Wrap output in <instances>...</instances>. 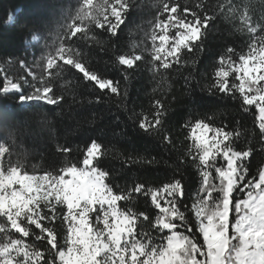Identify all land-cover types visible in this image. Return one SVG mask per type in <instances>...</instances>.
<instances>
[{
	"label": "snow or ice",
	"instance_id": "snow-or-ice-1",
	"mask_svg": "<svg viewBox=\"0 0 264 264\" xmlns=\"http://www.w3.org/2000/svg\"><path fill=\"white\" fill-rule=\"evenodd\" d=\"M143 11L142 0H53L39 29H29L30 42L44 41L39 57L20 59L25 71L15 77L0 66V264H264V0L258 7L255 0H155L147 28L137 26V43L128 25ZM218 17L238 19L233 30L243 39L198 68ZM141 64L167 91L175 73L184 95L196 88L223 94L255 127L217 125L215 114L190 109L182 126L185 163L159 185L117 183L119 170L104 165L105 144H60L43 110L63 109L69 96L78 102L80 84L126 98L128 88L106 73L127 84ZM151 107L139 114V129L175 146L165 127L168 107L160 99ZM33 119L56 141L51 157L42 142L35 150L39 165L28 163L23 143Z\"/></svg>",
	"mask_w": 264,
	"mask_h": 264
},
{
	"label": "trees",
	"instance_id": "trees-1",
	"mask_svg": "<svg viewBox=\"0 0 264 264\" xmlns=\"http://www.w3.org/2000/svg\"><path fill=\"white\" fill-rule=\"evenodd\" d=\"M154 2L155 0H142L144 11L140 14L134 13V19L130 17L132 23L128 25V28L132 29V39L137 43L143 36V32L138 31L137 26L139 25L142 29L147 28L146 22L151 19L148 10ZM183 2L190 3L191 0H183ZM52 3L53 0H0V66H3L10 76L15 77L25 71L19 66L20 59L31 61L34 56L39 57L44 41L36 44L26 43V41H30V36L33 34L29 29H39L41 22L48 18V8ZM255 3L258 7L259 0H255ZM233 23L239 26L238 19ZM233 23L218 17L215 24L210 25L212 31L209 33L205 45L206 51L200 57L198 68L204 64L210 65L215 58L214 54L221 51L225 45L241 42L243 37L233 30ZM22 24L28 27L22 28ZM128 28L125 29L126 42L129 40ZM54 39V36L50 37L49 42ZM103 39L107 40V36ZM141 50L143 45L137 51ZM101 55L103 60H108L107 55ZM93 63H96L95 59ZM96 66L103 67L102 64ZM208 71L210 73L211 68ZM106 74L109 77L116 76L120 79L121 86L128 88L126 98L115 95L104 96L92 91L87 85L74 81L80 84V87L75 90L78 102H74L69 96L68 103L63 109L50 106L54 108V111H49L48 108L43 111L47 113L56 141L60 144L70 146L74 150L77 147L83 149L85 142H90L92 139L105 144L109 151L104 165L110 171L119 170L116 175L117 183L124 184L131 178H135L154 186L159 185L172 175L173 168L178 162L185 163L180 160V157L183 156L189 142L184 140L186 130L182 126L189 118L190 109H194L195 113L200 115L215 114L217 125L223 123L232 127L233 122L239 120L249 129L255 127L253 117L241 113L235 101L221 99L223 94L210 95L207 91L196 88L191 97L184 95L186 89L183 80L175 73L169 74L168 82L172 85L171 91H167L166 83H158L159 75L154 78L145 64H141L138 71L130 70L127 84L115 71H109ZM154 87L155 92H153ZM98 97L99 102H96ZM156 99H160L168 107L165 127L174 137L175 146L162 144L158 137L148 135L138 127L139 114L142 112L150 114L153 111L151 106ZM88 100H92L93 103H88ZM15 115L22 118L29 116L30 113L18 112ZM255 130L258 138L259 130L258 128ZM26 131L27 135L23 138V143L30 153L28 163L37 165L41 163L36 158L35 150H43L42 144L47 147L46 156L51 157L55 154L56 141L50 138L48 131H42L34 119ZM75 154L80 155L79 152ZM128 157H146L149 160L155 158V162L151 164L124 163ZM189 171L193 170L189 169Z\"/></svg>",
	"mask_w": 264,
	"mask_h": 264
},
{
	"label": "rangeland",
	"instance_id": "rangeland-1",
	"mask_svg": "<svg viewBox=\"0 0 264 264\" xmlns=\"http://www.w3.org/2000/svg\"><path fill=\"white\" fill-rule=\"evenodd\" d=\"M29 43H30V44H36L37 42H30V41H29ZM38 43H39V42H38Z\"/></svg>",
	"mask_w": 264,
	"mask_h": 264
}]
</instances>
